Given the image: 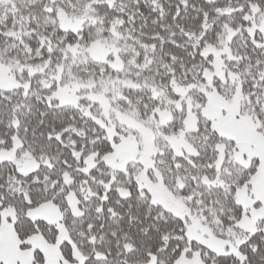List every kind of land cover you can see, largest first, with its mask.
<instances>
[{
	"label": "snow or ice",
	"instance_id": "obj_1",
	"mask_svg": "<svg viewBox=\"0 0 264 264\" xmlns=\"http://www.w3.org/2000/svg\"><path fill=\"white\" fill-rule=\"evenodd\" d=\"M0 264H264V0H0Z\"/></svg>",
	"mask_w": 264,
	"mask_h": 264
}]
</instances>
